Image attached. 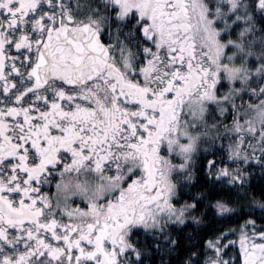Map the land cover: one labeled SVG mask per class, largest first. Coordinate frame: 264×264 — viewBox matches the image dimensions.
<instances>
[{
  "label": "snow or ice",
  "instance_id": "obj_1",
  "mask_svg": "<svg viewBox=\"0 0 264 264\" xmlns=\"http://www.w3.org/2000/svg\"><path fill=\"white\" fill-rule=\"evenodd\" d=\"M0 264H264V0H0Z\"/></svg>",
  "mask_w": 264,
  "mask_h": 264
}]
</instances>
